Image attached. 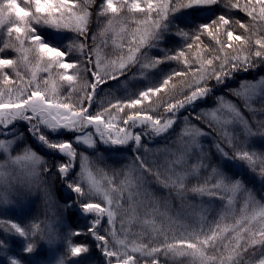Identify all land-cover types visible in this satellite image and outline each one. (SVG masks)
<instances>
[{"label": "snow or ice", "instance_id": "snow-or-ice-1", "mask_svg": "<svg viewBox=\"0 0 264 264\" xmlns=\"http://www.w3.org/2000/svg\"><path fill=\"white\" fill-rule=\"evenodd\" d=\"M221 2L222 0H145V5L142 6L141 0H131L130 3L129 0H121L120 3L117 0H102L99 5L101 14L107 13L112 17L108 19L105 31L111 28L114 20L119 22L121 16L142 14L144 17L133 21L137 25L133 33L136 38L134 46L128 48L126 56L106 67L101 66L103 61L98 55L92 54L97 45L96 38L90 36L89 32L91 14L87 8L90 0H81L79 5L76 0H27V7L22 6L19 0H3L0 3V25L11 23L7 31L9 34H16V45L5 44V47L15 46L20 53L18 60L0 58V126L7 129L14 122L23 120L28 124V132L36 136L39 141L67 156V160L55 161L52 167H55L61 181L76 194L82 209L95 214L87 232L99 241L98 247L105 257H117V252L109 250L108 247L109 240L115 236V232L111 235L100 234L103 231L101 217L106 215L111 223L115 217L113 207L123 210L124 206L128 205L131 208L134 196L137 201L141 196L148 197L149 202L143 206L152 208L160 201L149 189H167L169 199L174 196L183 202L189 193L204 194L205 192L203 187L189 186L190 182L185 183L188 174L210 170L211 175L218 179L216 183L211 184L208 195L217 196L216 189L220 188L233 195L240 190L248 193L250 197L252 195L242 180L229 177L219 165L211 163V154L199 146L198 137L201 132L198 128H194L191 133L182 132L171 142V148L159 150V157L155 156L153 149L146 147L148 139L153 136L171 135L177 121L182 117V110L186 112L184 110L192 108L198 102H206L213 96L214 89L224 85L237 73L249 72L258 65H264V38H256L253 41L250 35L235 34L230 30L233 26L248 31V27L239 20L230 22L225 15L220 14L211 22L195 28H181L178 25L172 28L171 17L174 13L196 5H215ZM254 5H259V17L254 15L256 12ZM254 5L251 8L249 5H244L243 10L252 17L253 21L257 19L264 21V0H254ZM231 6L241 7L239 3ZM154 16L156 18H153ZM40 25L58 31L71 29L77 34L76 39L81 41L78 46L80 55H74L77 51L74 43H68L62 48L46 42L40 35ZM222 30L226 42L220 39ZM167 31H175L176 35L183 38L180 48L167 49L162 57L149 55V50L160 45ZM201 36L211 37V40L215 41V46L209 51V58L198 57L199 66L191 73L192 79L185 81L183 78L189 76V71L178 69L181 65L186 66V69L191 68L186 53L192 50L194 44L202 43ZM26 39L30 41V46L27 48L24 47ZM89 39L92 40V44H88ZM233 42H236L238 47H234ZM29 54H32L35 63L32 65L30 79L25 82L20 69L21 64L25 68L29 66ZM168 62H175L176 67H173L166 78L161 80L159 86H150L140 91L138 98H114L115 103H108L105 106L101 102L94 111L89 110L94 102L97 103L96 90L109 80L123 76L132 66L139 65L142 69H154ZM54 70L57 72L58 81L69 86L70 90L66 96H61L59 84L51 78ZM70 70H75L76 75L69 74ZM10 71L19 78L21 87H13L16 81L13 75L9 74ZM40 71L48 73V78L38 80L37 74ZM89 75L92 77L91 82L87 79ZM78 77L81 84L79 89H74ZM174 77L181 79L179 89L176 85L169 88L170 81ZM261 85H264V77L259 83L244 81L238 89L229 91L236 97H243L245 107L248 108L250 95L255 94ZM166 89L176 95L170 100L162 101L164 113L149 114L150 108H144V102ZM215 99L219 102L220 109H227L229 118L223 123L232 125V131L230 134L221 131L218 139L213 140V147L223 158L243 161L255 172L259 168V175L264 177V152L257 154L249 151L246 144L250 136L257 134L264 136V121L255 124L257 131L254 132L249 121L231 101L225 99L224 95ZM125 108L132 111L126 114V118L117 121V116L112 115L113 110L119 114L124 113ZM260 111H264V106ZM202 115L206 114L202 113ZM183 119L187 122L188 117L183 115ZM199 123L209 130V134L211 133V122L202 120ZM121 124L123 127L120 126ZM138 125L142 127L133 133L131 129ZM90 126L97 134L95 139L91 131L86 135L80 134ZM42 128L50 132L63 129L72 133L73 138L52 139L42 131ZM79 141L90 147H95L98 143L114 146L132 145L131 164L135 166L136 175L135 183L129 184L131 191L128 192L127 197L121 189H111L110 193L98 186L89 168V158L78 153ZM13 143L14 141L6 142L0 139V148L8 152V157L0 161V169L5 170L6 173H0V180L4 182L7 190L42 191L46 198L45 204L48 206L45 215L55 217L56 213L53 209L57 205L53 203L50 188L44 180L45 174L52 172V167L30 145H26L21 154L14 155ZM172 148L176 151L173 152ZM102 160V155L95 158L96 163H103ZM77 161H79V172L72 177L71 172ZM21 163L23 168L18 169L16 165ZM124 174L123 169L113 170L117 182ZM201 179L207 182V177ZM93 194H102L107 201V207L102 203L89 202ZM228 200L231 203V197H228ZM165 206H168L166 202ZM62 207H70V203ZM251 220H257L259 227L255 228L250 221L242 219L223 228L216 224L215 228L210 227L207 232L201 228L198 233L192 232L178 239L170 238L163 230H156L159 234L150 240L151 247L149 245L133 247L131 252L121 254L116 264H137L132 255L136 252L145 253L151 258V264H161V258L167 261L169 257L175 255L196 257L199 264H246L245 256L258 255L260 257L258 264H264V207L257 215L252 216ZM5 223L9 225L7 231L10 235L22 238L23 252L26 255L36 253L37 258L44 255L43 250L37 252V248L41 240L52 239L50 233L53 231L46 221L22 226L11 220H0V225ZM82 231L78 229L72 235L79 236ZM229 233L234 235L228 243H222ZM16 246L15 242L10 243L8 240L0 239V251L7 253L9 247ZM222 249L227 250L229 254L225 255ZM88 251V244L73 243L69 238L67 253L57 261V264H68L72 257H78ZM9 264H25V262L20 256L9 255Z\"/></svg>", "mask_w": 264, "mask_h": 264}, {"label": "trees", "instance_id": "trees-1", "mask_svg": "<svg viewBox=\"0 0 264 264\" xmlns=\"http://www.w3.org/2000/svg\"><path fill=\"white\" fill-rule=\"evenodd\" d=\"M3 0H0L2 3ZM22 6L27 7V0H19ZM77 4L81 3V0H76ZM118 3L121 0H117ZM131 0H129V3ZM102 3V0H90L89 6L87 8L88 12L91 14L89 17V32L90 36L96 38V45L93 56H96L97 53H102L103 46L101 45L103 34L105 28L108 26V19L112 18L110 14L104 13L101 14V9L99 5ZM239 3L241 7L234 8L231 5ZM141 5H145V0H141ZM244 5H249L251 8L254 5V0L250 3V0H222L220 4L215 5H196L190 8L182 9L174 13L171 17V26L174 29L175 26L181 28H195L201 24H206L214 20L218 15L223 14L231 22L233 20H239L248 27V31L245 32L244 29L237 28L233 26L232 30L237 35H246L252 36L253 41L256 38H264V21L257 19L253 21L252 17H249L247 13L243 10ZM256 7L255 16L259 17V5H254ZM99 17V18H98ZM142 14L129 15L127 17L121 16L120 22H122L126 27L127 35L135 31L137 25L133 23L134 20L143 19ZM153 18H156L155 16ZM14 20V17L12 18ZM115 21V20H114ZM11 27V23H6L0 29V58H11L19 59L20 53L17 51L16 47H5V44L16 45V34H9L7 29ZM40 35L44 40L53 46L56 47H65L68 43H74L77 46V51L74 55L79 56V44L80 40L76 39V33L71 29L65 30L64 32H57V30L51 29L45 25H40ZM135 42L134 38H131ZM220 39L222 42H226V37L223 34V30L220 34ZM201 41L199 45L194 44L192 50L186 53L189 63L191 65L190 69H186V66L181 65L179 71H189V76L183 78L185 81H190L192 79L191 73L199 66V59H206L208 53L215 46V41L211 40V37L201 36ZM183 42V38L175 34V31L165 32L163 40L160 42L158 48L149 50V55L153 57H162L164 51L167 49L180 48ZM88 44H92V40H88ZM30 46V41L25 40L24 47L27 48ZM234 47H238L236 42H233ZM107 47H110L107 46ZM127 48L126 46L124 49ZM108 57L110 58H120L127 54V52L121 54H114L108 48V51H105ZM35 63L33 60L32 54H29V66L25 68L21 64V72L23 79L26 82L31 77L32 65ZM173 67H176L175 62H168L160 64L156 68H151L146 77L140 75L136 65L132 66L128 72L123 76H120L118 79L109 80L107 83L101 85L96 90L95 100L97 103H93L90 111H94L101 102L107 106L108 103H115L114 98L125 99L127 97L138 98V93L140 91L146 90L150 86H159L161 80L166 78V75L171 71ZM10 75H13V79L16 81V84L13 85L15 88L21 87L20 80L17 78L13 72H9ZM69 74L76 75L75 70H70ZM38 80L48 78L49 74L44 73L43 71L38 72ZM264 76V65H258L254 70L249 72H239L231 80L227 81L224 85H221L219 88L213 90V96L209 97L206 102H198L192 108L186 109L181 112V118L183 115H186L188 119L191 120V124L194 122L201 126L199 121L205 120L203 117L198 116L199 110L202 107L212 106L218 101L215 97H219L220 94H226V96L233 99L237 105L242 110L245 118L253 126V131L256 132L255 124L259 121H264V111H260L261 107L264 106V91L254 99L249 105L250 107H245V99L243 97H236L231 94L229 91L232 87H239L240 84L246 80L258 79L259 77ZM51 78L54 81H57L60 87L61 96H66L69 92V86L64 82H59L57 77V72L54 70L51 73ZM88 81L91 82L92 77L89 75L87 77ZM132 79V80H130ZM81 81L79 77L77 78L73 88L79 89ZM172 85H176L177 89L181 86V79L175 78L170 81L169 88ZM176 93L169 90H164L157 96H153L151 99L144 102V108H150L149 114H155L156 112L164 113V105L162 101L170 100L172 96ZM73 96H75V91H73ZM174 102V101H172ZM130 109L125 108L124 113L117 114L116 110H113L112 115L117 116V121H121L126 118V114L130 113ZM177 121L175 126V132L171 135L162 134L159 137L153 136L148 139L146 147H152L162 143H168L170 139L175 137V133L180 130L181 127L185 125L184 119ZM190 122V121H188ZM212 125V124H211ZM123 127V124L120 125ZM142 126H136L131 129L135 133ZM208 135L202 139V147L206 152L211 154V163L217 164L220 166L222 171L226 173L229 177L233 179H240L246 185V187L254 195L255 199L262 204H264V177L259 175V168L256 169V172L253 171L245 162L235 159H226L223 158L213 147V140L218 139L219 134L221 133L214 125H212L211 133L209 130L204 128ZM232 131V129H230ZM64 135V136H62ZM58 136L64 137V139H72L73 134H58ZM143 139V138H142ZM249 151H254L257 154L264 152V136L254 135L250 136L246 140ZM125 149V153L129 154L131 157L133 155L131 148L132 145L121 146ZM87 146L79 145L78 153L88 156L92 155L93 152H87ZM97 150H102L101 147H98ZM43 156L50 167L53 166L55 161L67 160L65 156H60L55 154L53 150L49 152H43ZM109 161V160H108ZM79 164V161H77ZM111 165H115L110 162ZM259 163V160H257ZM202 177H207V182H204ZM217 177L211 175L210 170L205 171L201 170L195 175H190L185 180V183L189 186L203 187L205 189L204 194L199 193H189L187 198L182 202L180 199L168 198L167 189H149V191L160 201L159 203L153 205L152 208H149V215L151 216L152 223L157 227V230H163L170 238H181L186 237L189 233L200 232L201 228L207 232L211 228H215L216 224H219L221 228L225 225H233L239 220L241 214L236 213L233 216L228 215L225 212L226 196L223 194L224 189H216L218 195L210 196L207 194L211 190V184L217 182ZM44 180L47 185L52 183L54 194L60 199L62 206L69 204L70 201H74L73 196H67L63 190L62 185L64 183L61 181L60 177L56 174L55 167H52V172L50 174H45ZM220 197H223L221 199ZM165 202L169 203L168 207L165 206ZM169 209L167 214L165 209ZM239 209H241L239 207ZM123 210H128V207L125 205ZM192 211H196L197 215H192ZM62 225L58 230L56 237L53 239V242L50 245L44 244V240L40 241V244L37 248V252L43 250L44 255L37 258L36 253L26 255L23 252V240L21 237L16 235H10L7 231L9 225L7 223L0 225V239L8 240L10 243L15 242L16 247H9L7 253L0 251V262L3 264H9V255L20 256L25 264H56V260L66 255L67 253V240L70 238L73 243H86L89 245V251L81 254L78 257H72L68 264H116L117 258L124 253L131 252V249L140 245H149L152 246L150 240L157 236L159 233L155 230L154 232L145 229L142 226L134 225L130 228H126L124 231L118 225V220H112L109 223L108 217L101 219V227L103 231L100 234L111 235L112 232H115L109 240V250L116 251L117 257H105L101 251V248L98 247L99 241L87 232V229L91 227V222L95 218L94 216H85L81 215L77 210H75L71 205L70 207H62ZM46 212L43 209V204L41 200H37L32 203L29 208L23 212H14V213H1L0 220L8 221L11 220L14 223H20L22 226L29 223H38L40 221H45ZM137 223V222H136ZM255 228L259 227V224L251 223ZM44 225L42 224L41 227ZM247 226V225H246ZM83 230L82 234L79 236H73L72 233L76 230ZM227 239L222 241V243H228V240L232 238L234 233L226 234ZM202 238V237H201ZM171 242V239H170ZM234 243V241H233ZM52 250V251H49ZM224 254H229L227 250H223ZM215 254V253H210ZM134 259L137 261V264H151V258L146 256L143 252L132 253ZM260 257L257 255L255 257L245 256L244 261L246 264H258V259ZM161 264H199V261L196 257L192 256H180L175 255L171 256L165 261L161 258Z\"/></svg>", "mask_w": 264, "mask_h": 264}, {"label": "rangeland", "instance_id": "rangeland-1", "mask_svg": "<svg viewBox=\"0 0 264 264\" xmlns=\"http://www.w3.org/2000/svg\"><path fill=\"white\" fill-rule=\"evenodd\" d=\"M3 25H0V29ZM68 30V29H67ZM65 30H57V32H64ZM135 32V31H134ZM129 33L127 35L126 33V27L122 22H116L114 21L113 25L108 31H104L103 39L101 42V45L103 46L102 53H97V55L100 57V59L103 61L102 67L108 66L110 63L118 61L120 58H110L109 55L106 54L105 51H108V48L110 51L114 54H121L124 52H127L129 47L134 46L136 42V38L134 37L133 33ZM138 35V34H137ZM165 35V34H164ZM131 38L135 39V42L132 41ZM110 47H107L109 46ZM127 47L124 49V47ZM158 48V47H154ZM151 48L150 50L154 49ZM125 54L124 56H126ZM123 57V56H122ZM138 68L142 69L139 65H136ZM151 68L138 70V72L145 76L147 75L148 71ZM264 77V76H263ZM262 77H259L258 79L249 80L252 83H259ZM132 80V79H130ZM239 87H232V89H238ZM264 91V85H261L255 94L250 95V100L248 103L250 104L254 99H256L258 96L261 95V93ZM221 96V95H220ZM225 99L228 101H231L242 113V115L245 117L243 112L241 111L240 107L232 101L230 98L225 96ZM202 113L206 115H202ZM214 113V114H213ZM199 114L203 116V118L209 122H211L212 125H214L220 132H227L231 133L230 129H232V125H224V121L228 119L227 116V109H220L219 108V102H217L215 105H212L210 107H204L199 111ZM246 119V118H245ZM181 121L183 120L180 119ZM184 121V120H183ZM190 119L187 120V122L184 121V123L187 124L180 128L177 133H175V137L170 139L168 143H162L159 145H155L152 147H149V149H153L155 152V156H160V151L166 147L171 148V142L177 137L180 136V134L183 133H191L194 128H198L201 132V135L198 137V143L200 148L202 147V139L205 138L208 133L207 131L202 128L198 127L196 125H189ZM28 124L23 121L19 120L14 122L12 125H10L7 129H5L3 126L0 128V139L8 141H14L12 148L15 154H21L22 149L26 145H30L33 150H35L39 155L43 156V152H49L50 149L47 145H45L43 142L39 141V139L34 136L32 133L28 132ZM42 131L49 135L52 139H64V137L58 136V134H69L70 132H67L63 129L57 131V132H50L46 128H42ZM91 131L93 133V138H97V134L95 133V129L93 127H89L88 129H85L84 133H80L81 135H86L87 132ZM175 130H173L172 133H174ZM23 135H20V134ZM171 133V134H172ZM77 148L79 145H85L87 146V152H93L92 155H88L89 158V168L92 171V174L96 181L98 182V186L103 189L107 190L111 193V189H121L124 191L125 197H127V194L129 191H131V188L129 187V184H134L135 180L134 177L136 175L135 173V166L131 164V156L127 153H125V149L121 146H114V145H105L102 143H98L95 147H90L87 144H84L83 141L77 142ZM98 147H101L102 150H97ZM42 149H46V151H43ZM173 152L176 151V149H171ZM55 154L64 156V154L60 153L58 150H53ZM98 155H102V162L103 163H96L95 158ZM8 157V152H6L3 148H0V161H3ZM66 159L67 156H65ZM152 158V157H150ZM45 159V158H44ZM114 163L115 165H111L109 161ZM46 161V160H45ZM18 169L23 168V164L16 165ZM124 170V175L119 178V182H117L116 177L113 175V170ZM79 172V164L76 162L75 168L72 169L71 175L72 177H75L77 173ZM0 173H5V170L0 169ZM198 172H190L188 176L195 175ZM187 176V178H188ZM186 178V179H187ZM46 182V181H45ZM111 182V183H109ZM48 187L51 191L52 201L57 205L53 211H55L56 216L53 217L51 215L46 216L45 221L47 224L53 229V231L50 233L51 240H44V244L50 245L53 242V239L56 237L59 228L61 227L63 221H62V203L60 202L59 198L53 193V187L52 183L48 184ZM63 190L67 196H73L74 201H70V205L75 208L81 215L85 214V216H94V213H88L85 212L82 207L80 206V202L76 199V194L72 192L71 188L64 183L62 185ZM85 187L87 185L85 184ZM226 196V204H225V212L233 216L236 213L241 214L239 220L246 219L247 221H250L251 223L258 224L257 220H251V217L254 215H257L262 207H264V204L257 201L252 194L251 197L248 195V193L240 190L237 191L234 195L231 192L224 191L223 193ZM228 197H231V203H229ZM45 196L42 191L40 190H28V189H19V190H7L4 182L0 180V212L1 213H14V212H23L29 206L34 203L37 200H41L43 204V209L45 212L48 211V206L45 204ZM89 202L93 203H102L103 206L107 207V201L104 199L102 194H93L92 199ZM149 198L141 196L139 198V201L136 200V197H133L132 200V207L130 208L128 205V210H120L117 207H113V211L115 213V217L113 220H118V225L121 227V229L124 231L126 228H130L134 225L142 226L145 229L154 232L157 230V227L153 225L151 216L149 215L148 211L149 208H145L143 204L148 203ZM258 202V203H257ZM169 205V203H167ZM168 207V206H167ZM239 207L241 209H239ZM167 211L166 213H169V209H165ZM192 215L196 216L197 212L192 211ZM106 215L101 217L105 218ZM137 222V223H136ZM52 251V250H49ZM59 260V259H58ZM56 260V264L57 261ZM2 264V263H0Z\"/></svg>", "mask_w": 264, "mask_h": 264}]
</instances>
